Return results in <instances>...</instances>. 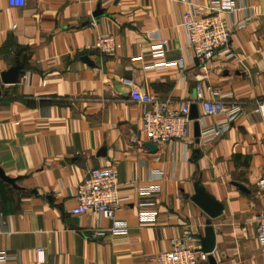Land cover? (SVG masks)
<instances>
[{"label": "crops", "instance_id": "crops-1", "mask_svg": "<svg viewBox=\"0 0 264 264\" xmlns=\"http://www.w3.org/2000/svg\"><path fill=\"white\" fill-rule=\"evenodd\" d=\"M239 2L246 9L237 23L250 16L233 30L234 56L200 61L187 49V6L178 0H0V168L16 178V186L0 178V251L8 256L0 264H40L39 247L41 264H159L155 255L178 239L200 252L209 220L217 264H264L256 222L264 210V122L256 111L264 102V0ZM157 32L167 40L161 60L151 52ZM104 34L117 39L114 55L92 47ZM181 57L184 68L157 65ZM17 63L18 81L3 83ZM200 79L205 98L239 101L240 115L221 136L197 143L193 121L190 137L152 141L151 150L143 131L151 105L134 101L131 87L180 109L195 100ZM197 106L202 133L223 119ZM104 165L117 171L125 235L94 237L111 222L71 212L87 169ZM198 184L222 203L218 217L192 199ZM141 211L157 218L141 220Z\"/></svg>", "mask_w": 264, "mask_h": 264}, {"label": "built area", "instance_id": "built-area-1", "mask_svg": "<svg viewBox=\"0 0 264 264\" xmlns=\"http://www.w3.org/2000/svg\"><path fill=\"white\" fill-rule=\"evenodd\" d=\"M12 6H24L28 0H8ZM187 6L182 14L181 25L186 34V46L191 58L205 61L213 58L219 53L227 57L234 56L231 48V37L235 28L245 26L250 16L247 14L241 23H237V13L246 9L239 0H208L201 4L194 0H178ZM158 34L159 33H155ZM167 40L159 35L151 44L152 56L156 59H164L166 55ZM100 53L114 55L118 48V42L114 35H100L94 45ZM158 66L185 67V57L173 61H161ZM211 94L217 95L211 87H208ZM131 98L139 103L151 105L143 114V131L150 141L172 142L182 140L192 135L190 119L192 104L200 105L205 116L223 117V119L208 128L201 136L218 137L228 131L232 123L242 112L239 101H225L220 97L205 98L202 79L196 84V97L194 101H186L180 109L172 107L170 99H157L139 87H131ZM256 111L262 116L264 122V102H259ZM264 185V179L259 181ZM150 188L140 189L141 193H149ZM77 205L72 213L82 215L97 213L111 222L108 229L98 228L94 231V237H104L107 234L125 235L129 231V225L125 220L119 219L116 215V208L121 198L118 195L117 171L108 165L101 167H89L83 181L76 188ZM139 218L144 221H154L157 218L155 211H141ZM257 236L264 244V210L256 217ZM1 233V230H0ZM38 262L44 263L43 249L39 247ZM8 258L5 251H0V262ZM159 264H203L208 261L209 254L197 252L178 239L169 250L162 251L155 255Z\"/></svg>", "mask_w": 264, "mask_h": 264}, {"label": "water", "instance_id": "water-1", "mask_svg": "<svg viewBox=\"0 0 264 264\" xmlns=\"http://www.w3.org/2000/svg\"><path fill=\"white\" fill-rule=\"evenodd\" d=\"M83 60L87 61L88 63L92 62L89 56H86V55L83 56ZM23 72H24L23 65L21 63H17L13 67H11L10 69L2 73V81L5 84L16 83L19 79L20 74H22ZM0 94H1V91H0ZM190 119L194 120V136L196 137V142L198 143L201 137V123L199 119L198 106L195 103L192 104L191 106ZM146 145L151 150L157 149V145L152 141L147 142ZM0 178L16 186V178L6 175L2 168H0ZM240 186L242 187L243 185H240ZM192 199L204 211H206L211 218H216L222 213V210H223L222 203H220L219 201L214 199L212 196H210L206 192V189L199 184L197 185L196 193ZM207 223H208V226L206 227L205 235L201 238V248L198 249V251L208 253L210 263L217 264L216 259L213 255V251L215 250V246H216L214 230L212 226L210 225V220Z\"/></svg>", "mask_w": 264, "mask_h": 264}]
</instances>
